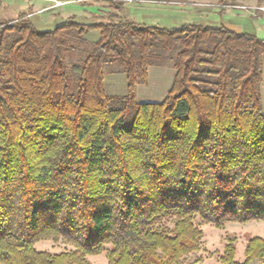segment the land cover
I'll return each mask as SVG.
<instances>
[{
  "label": "trees",
  "instance_id": "trees-1",
  "mask_svg": "<svg viewBox=\"0 0 264 264\" xmlns=\"http://www.w3.org/2000/svg\"><path fill=\"white\" fill-rule=\"evenodd\" d=\"M109 5L106 19L51 31L26 13L0 22V264L104 251L107 264H185L201 246L196 219L264 222V39L146 26ZM167 61L164 99L137 103L147 69ZM105 72L124 75V95L105 93ZM43 240L72 249L36 250ZM235 253L226 239L220 263L264 264V240Z\"/></svg>",
  "mask_w": 264,
  "mask_h": 264
},
{
  "label": "crops",
  "instance_id": "crops-1",
  "mask_svg": "<svg viewBox=\"0 0 264 264\" xmlns=\"http://www.w3.org/2000/svg\"><path fill=\"white\" fill-rule=\"evenodd\" d=\"M52 1L68 3L52 7ZM109 1L111 0H0V22L14 20L20 14L26 13L34 28L42 32L51 31L71 18L78 24L88 25L94 20L106 19L104 12H109L108 10L111 9ZM152 8L146 9L145 5L121 3L118 15L146 26H158L165 29H177L188 24L209 28L222 26L235 34L248 33L264 39V13L254 14L252 18H249L233 11L218 13L209 7H189L182 11L176 7L153 6ZM16 9H18L17 12ZM12 10L13 14L9 16L8 13ZM86 39L96 41L98 33L91 32ZM147 74L146 83L136 87L135 100L137 103H159L172 86L175 70L149 67ZM121 75L105 72L103 88L107 95L118 96L120 87L125 94L126 83Z\"/></svg>",
  "mask_w": 264,
  "mask_h": 264
},
{
  "label": "rangeland",
  "instance_id": "rangeland-1",
  "mask_svg": "<svg viewBox=\"0 0 264 264\" xmlns=\"http://www.w3.org/2000/svg\"><path fill=\"white\" fill-rule=\"evenodd\" d=\"M54 2L60 3L61 6L68 3L52 1V7H54ZM114 3H125L127 5H145L146 9H153V6L176 7L180 11L189 7H209V9H213L218 13L233 11L242 13V15L249 18H252L254 14L264 13V0H116L114 1ZM17 11L18 9H16V12ZM108 11L109 12H104V16L106 18L110 15V13H112L111 9ZM11 14H13V10L12 12L8 13L9 16H11ZM167 62L168 63L166 65L151 67H162L167 69L170 68L174 70L171 64H169V61ZM121 77L125 81V77L123 74L121 75ZM118 91V96H121L124 93L122 87H120ZM259 92L261 98V108L264 114V61L262 66V78ZM195 225L203 234L200 250L187 256L184 261L185 264L193 262H197V264H221L220 257L223 253L226 239H231L234 242L236 250L235 259L238 262H242L244 260V250L248 240L253 237H259L264 240V222H248L245 224L229 223L222 228H216L213 225L201 224L200 221L196 219ZM35 249L38 251L58 254L72 248L62 240H58L57 242H53L52 240H43L35 244ZM106 249L108 250L109 247H106ZM88 261L90 264H107L106 251L102 252L99 255L88 257Z\"/></svg>",
  "mask_w": 264,
  "mask_h": 264
},
{
  "label": "built area",
  "instance_id": "built-area-1",
  "mask_svg": "<svg viewBox=\"0 0 264 264\" xmlns=\"http://www.w3.org/2000/svg\"><path fill=\"white\" fill-rule=\"evenodd\" d=\"M59 6H61L60 3H58V2H54V7H59Z\"/></svg>",
  "mask_w": 264,
  "mask_h": 264
}]
</instances>
